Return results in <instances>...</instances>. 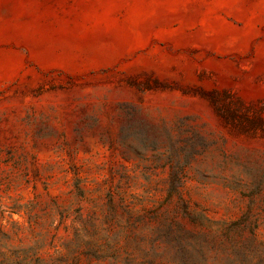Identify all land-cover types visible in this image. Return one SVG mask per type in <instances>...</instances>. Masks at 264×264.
I'll return each mask as SVG.
<instances>
[{
  "label": "rangeland",
  "instance_id": "1",
  "mask_svg": "<svg viewBox=\"0 0 264 264\" xmlns=\"http://www.w3.org/2000/svg\"><path fill=\"white\" fill-rule=\"evenodd\" d=\"M0 264H264V0H0Z\"/></svg>",
  "mask_w": 264,
  "mask_h": 264
}]
</instances>
